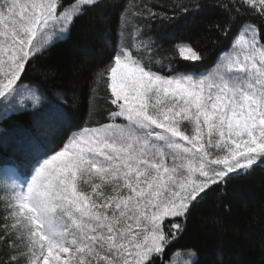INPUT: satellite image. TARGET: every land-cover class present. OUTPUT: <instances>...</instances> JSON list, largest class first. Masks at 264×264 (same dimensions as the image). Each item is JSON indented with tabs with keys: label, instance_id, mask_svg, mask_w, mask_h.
Listing matches in <instances>:
<instances>
[{
	"label": "snow or ice",
	"instance_id": "snow-or-ice-1",
	"mask_svg": "<svg viewBox=\"0 0 264 264\" xmlns=\"http://www.w3.org/2000/svg\"><path fill=\"white\" fill-rule=\"evenodd\" d=\"M209 6H120L110 54L89 74L88 119L69 122L52 153L25 134V159L0 168V241L9 248L0 264H164L194 204L231 174L264 165V0L212 5L221 18L208 31L231 38L212 71H180L177 51L187 62L203 56L185 42L165 47L182 19ZM103 7L0 0V119L46 102L39 84L22 85V74L46 40Z\"/></svg>",
	"mask_w": 264,
	"mask_h": 264
},
{
	"label": "trees",
	"instance_id": "trees-1",
	"mask_svg": "<svg viewBox=\"0 0 264 264\" xmlns=\"http://www.w3.org/2000/svg\"><path fill=\"white\" fill-rule=\"evenodd\" d=\"M72 1L63 0V3L67 5ZM139 2L102 0L107 7L90 9L76 20L70 33L31 61L22 74L21 83L34 80L41 88L58 89L63 99L55 103L69 115L66 118L56 113L48 116L47 111L52 106L46 101L35 112L28 110L4 118L0 121L1 166H11L13 162L25 159L23 147L18 150L10 146L11 142H4L5 134L12 135L18 130L24 135L30 133L36 136L39 132L44 150L52 153L65 139V128L69 122L82 125L88 119L89 74L97 65H103L110 54L107 37L112 35L114 39L120 6L131 7ZM148 2L167 5L169 0ZM215 3L216 0H208L210 6L204 12L182 19L171 30L169 40L165 41V47L169 42L189 43L203 56L202 62H187L179 57L177 51L175 63L180 71L202 73L222 53L221 45L228 47L230 37L229 40L218 41L217 33L208 31V25L221 18L220 10L212 6ZM74 95L78 97L76 105L72 100ZM43 113L47 115L40 128L35 121L44 116ZM46 127L58 133L55 140L49 135L50 131L44 134L42 130ZM8 252L7 245L0 241V261L8 258ZM178 253H194L190 255L194 264H264V165L256 166L247 175H232L225 186H214L204 199L194 204L182 235L167 248L163 256L164 264L170 263Z\"/></svg>",
	"mask_w": 264,
	"mask_h": 264
},
{
	"label": "rangeland",
	"instance_id": "rangeland-1",
	"mask_svg": "<svg viewBox=\"0 0 264 264\" xmlns=\"http://www.w3.org/2000/svg\"><path fill=\"white\" fill-rule=\"evenodd\" d=\"M57 39H60V38H55V37L49 38L48 40H46L45 46L48 44H51L52 42H54ZM220 58H221V55L218 57V60H216V63L214 64V66L209 71H212L216 67V64L218 63ZM209 71H207V72H209ZM47 113H48V111H47ZM47 113L46 114L43 113L42 115H44V116L39 117L40 125H44ZM39 127L42 128L43 126H39ZM34 128H36V127H34ZM14 132L15 133H13L12 135L11 134H8V135L5 134L6 138L4 137L5 138L4 142H11L12 143V144L10 143L11 147H13L15 149L17 148L18 150H20V149H22V145L24 144L25 135L21 132H18V130H15ZM190 259H191V257L188 254H185V255L179 254V255L174 256L172 258L171 262L168 264H189Z\"/></svg>",
	"mask_w": 264,
	"mask_h": 264
},
{
	"label": "bare ground",
	"instance_id": "bare-ground-1",
	"mask_svg": "<svg viewBox=\"0 0 264 264\" xmlns=\"http://www.w3.org/2000/svg\"><path fill=\"white\" fill-rule=\"evenodd\" d=\"M76 0H73L72 2H70L69 4L65 5V7H67L68 5L72 4V3H75ZM56 42H59L58 40L54 41L53 43H56ZM45 51V49L43 50ZM43 56V55H42ZM35 84H38L36 81L34 80H27L24 82L23 85H35ZM41 88V87H40ZM42 92L45 94V96L47 97V102L48 101H53V102H56L58 103L59 101H61L63 99V95L61 94V92L54 88V89H47V88H41ZM62 97V99H61ZM25 112V111H24ZM55 112L52 110V108H50V110L48 111V116L51 114L53 115ZM14 117V115H13ZM3 119H0V121H2ZM50 131V136L52 139H56L57 138V132L53 129L49 130ZM36 136L39 137V139H41V136L39 135V132L36 133ZM1 148V147H0ZM0 168H2V166L0 165ZM231 175H234V174H231ZM0 194H5L3 189L0 188Z\"/></svg>",
	"mask_w": 264,
	"mask_h": 264
}]
</instances>
